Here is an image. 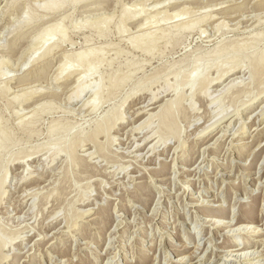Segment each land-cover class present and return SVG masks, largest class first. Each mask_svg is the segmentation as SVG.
I'll list each match as a JSON object with an SVG mask.
<instances>
[{
  "label": "rangeland",
  "instance_id": "rangeland-1",
  "mask_svg": "<svg viewBox=\"0 0 264 264\" xmlns=\"http://www.w3.org/2000/svg\"><path fill=\"white\" fill-rule=\"evenodd\" d=\"M137 8L141 14L119 29L124 9ZM60 20L59 42L44 54L40 46ZM147 32L159 37L149 51L134 45ZM261 34L264 0H0V126L9 135L0 147V183L7 175L0 264H177L182 257V264H264ZM232 45L235 58L226 67L237 62L241 72L206 92L186 83L208 58L205 74L216 77L215 64ZM94 48L102 50L100 63L80 77L85 65L76 54ZM68 56L76 66L62 72ZM80 88V98L70 99ZM154 93L163 100L147 113L175 99L171 132L159 117L150 123L149 114L135 113ZM220 112L229 113L214 123ZM106 121L114 128L96 134ZM184 187L195 197H181ZM202 199L215 214L196 205ZM244 216L253 217L248 229L258 225V233H239ZM211 218L233 226L217 230ZM162 228L170 230L163 238ZM246 250L251 254L227 256Z\"/></svg>",
  "mask_w": 264,
  "mask_h": 264
},
{
  "label": "bare ground",
  "instance_id": "bare-ground-1",
  "mask_svg": "<svg viewBox=\"0 0 264 264\" xmlns=\"http://www.w3.org/2000/svg\"><path fill=\"white\" fill-rule=\"evenodd\" d=\"M158 5V4H157ZM133 10H135V9H133ZM142 10L143 9H138L137 8V10H135L134 12H131V11H129V9H124V13L122 12V15H123V17L124 18H122V20H121V23H120V25H119V29H121V30H124V25H123V23L126 21V20H128V19H130V18H134V17H137L139 14H141V12H142ZM164 15V14H163ZM175 15H179L178 14V12L175 14ZM121 18V17H120ZM258 18V17H257ZM162 19H166V17L165 16H162ZM152 20H153V16H151V15H147L146 17H145V22H144V24H146V25H148V24H151V22H152ZM105 23V22H104ZM86 24V23H85ZM98 24V23H97ZM63 25H64V22L63 21H61L60 20V22L59 23H57L56 24V26L53 28L52 27V30H54L53 32L51 31V33L50 34H48L49 36H47V38H46V40L43 42V44L40 46V49L43 51V53L44 54H47V53H49L52 49H53V47L59 42L58 40H59V37H60V35L62 34V32L64 31V29H63ZM99 25V24H98ZM92 26V25H91ZM99 27V26H98ZM97 27V28H98ZM193 26H186V25H184L183 24V26H182V28H184V29H187V28H192ZM103 28V27H102ZM182 28H181V30H182ZM65 30H66V28H65ZM98 30H99V28H98ZM161 31V30H160ZM155 32V31H154ZM167 33V32H166ZM172 33V32H171ZM160 34H162V33H160ZM164 34V33H163ZM162 34V35H163ZM143 36L142 37H139V39H136L135 41L136 42H134V45L136 46V47H142V48H144L145 50H147V51H149L150 49H149V47L152 45V44H154L158 39H159V37L158 36H156L155 35V33H148L147 32V34H142ZM257 36H260V35H257ZM261 36H262V34H261ZM260 36V37H261ZM167 37H169V36H167ZM259 37V38H260ZM262 37H264V35L262 36ZM253 38V37H252ZM250 39V38H249ZM248 39V40H249ZM163 40H164V38H163ZM169 40H171V39H169ZM252 40V39H251ZM254 40V39H253ZM257 40V39H256ZM260 40V39H259ZM158 42V41H157ZM156 42V43H157ZM250 42V41H249ZM252 42V41H251ZM254 42V41H253ZM256 42H258V41H256ZM239 44V43H238ZM243 44H245V43H243ZM242 44V45H243ZM249 44V43H248ZM255 44V43H254ZM240 45V44H239ZM247 45V44H246ZM249 45H251V44H249ZM253 45V44H252ZM134 46V47H135ZM233 46V48L231 47V48H228V49H226V50H223L225 53L224 54H220V60H218V62L215 64L216 65V69H217V76L216 77H213V76H209V74L207 73V74H205V72H207V69H208V62H209V58H208V61H207V64H206V66L203 68V70L200 72V73H198L197 75H196V77L194 76H192V74H188V75H186V76H184L185 78H186V80L185 81H187L186 83H188V82H190L189 84L191 85V80L190 79H192V88H193V85H195V84H200L201 85V91L203 92V91H207L208 90V88H209V86L211 85V84H213V85H219V83H223L230 75H234V74H236V73H238V72H241V68L242 67H240V65L239 64H237V62L235 63L234 61V65H230V66H228V67H226L228 64H233V63H231L232 61L231 60H234L233 58H235V52H236V49H235V47H234V45H232ZM110 47V46H109ZM225 47V46H224ZM229 47V46H228ZM239 47V46H238ZM241 47H243V46H241ZM253 47V46H252ZM151 48V47H150ZM223 48V47H222ZM246 48V47H245ZM250 48V47H249ZM221 49V48H220ZM243 49H244V47H243ZM216 50H217V48H216ZM240 50V49H239ZM83 51V50H82ZM101 51L102 50H99L98 48L97 49H90V50H88V52H76V50H75V52L77 53L76 55V58H75V60H76V63H78L79 64V66L80 65H82V66H84L85 65V68L84 69H82L81 70V75H80V77H83V76H86L87 74H88V72H90L94 67H96V65H97V63H98V60H99V63H100V58H101V56H100V54H101ZM220 51H222V50H220ZM218 52H219V50H218ZM67 53V52H66ZM71 53H72V50H71ZM103 53H105V52H103ZM102 53V55H105V54H103ZM213 52L211 51V54H212ZM219 53H221V52H219ZM68 54H69V52H68ZM217 54V53H216ZM215 54V55H216ZM214 55V54H213ZM207 56V55H206ZM209 56V55H208ZM67 56H65V58H66ZM217 57V56H216ZM103 58H105L104 56H103ZM204 59V58H203ZM211 59V58H210ZM205 60V59H204ZM231 61V62H230ZM102 62V61H101ZM204 62H206V61H204ZM204 62H202V63H204ZM262 62H264V51L261 53V55L256 59V65H259L260 63H262ZM75 62H73L72 61V59H71V56L69 57L68 56V58H67V60L65 61L64 60V62H63V64H62V72H66V71H68V72H70V68H71V66H73L74 64H76ZM241 65H242V63H240ZM204 65V64H203ZM74 66H76V65H74ZM78 66V65H77ZM73 68V67H72ZM244 68V67H243ZM254 68L255 67H253V70H254ZM252 70V71H253ZM127 74H129V72L127 73ZM176 74V73H175ZM252 75V74H251ZM226 76V77H225ZM129 77V76H128ZM127 77V78H128ZM178 77V76H177ZM183 78V77H182ZM194 78V79H193ZM110 79V78H109ZM237 79V77H235V79L234 78H232L231 80H230V82L228 83V85L231 87L232 85L230 84V83H233L235 80ZM112 80V79H111ZM238 80V79H237ZM236 80V81H237ZM117 81H115V82H113V86H116L118 83H116ZM120 83H123V82H120ZM125 83V82H124ZM184 83V81L182 82V84ZM185 83V84H186ZM184 84V85H185ZM7 85V84H6ZM111 85V86H112ZM122 84H120V86H121ZM228 85H227V87H228ZM226 86V85H225ZM4 87V86H3ZM7 87V86H6ZM109 87V86H108ZM200 87V86H199ZM117 88V87H116ZM119 88V87H118ZM117 88V89H118ZM191 88V89H192ZM84 89L85 88H80V89H78L75 93V95H71L70 96V99H79L80 98V96H81V94H82V92L84 91ZM163 94V93H162ZM32 95V94H31ZM98 95H99V92L97 93L96 92V94H95V96H94V99L92 100V101H89V103L91 104V107L93 108V109H95V108H97L98 107V103H97V99L98 98H100V97H98ZM152 95V94H151ZM159 95H161L160 93H154L150 98H149V103L147 104V106L146 107H142V108H138V110H136L135 111V113L137 112L138 114H145V113H147V111L145 110V109H147V107L149 108V107H153L152 106V104L154 105V104H157L159 101H162L163 99H160L159 100ZM259 95H257V97H258ZM264 96V89L262 90V97ZM20 96H16L15 97V99H16V101H18L20 98H19ZM103 97V96H102ZM162 97V96H161ZM261 97V98H262ZM29 98H31V97H29ZM256 98V97H255ZM27 100H28V97H27ZM251 100V99H250ZM99 104H100V101H99ZM175 99L174 100H167V101H165V103H161V104H159L158 106H156V107H158L159 108V111H157V112H148L147 114H149V118H147L146 119V121L147 122H150L151 120H152V118L154 117L155 118V116H157V117H159V119L161 120L160 122H162L161 124H163L162 126L164 127L163 129H170V130H172V125H171V119H172V116L174 115V111H175ZM246 104V103H245ZM253 104V103H252ZM251 104V105H252ZM143 106V105H142ZM176 106H177V104H176ZM154 108V107H153ZM239 107H236L235 109H236V112L235 113H237V114H239L238 112H239V109H238ZM144 109V111H142ZM142 111V112H141ZM235 111V110H234ZM262 112V115L264 114V108H263V110L261 111ZM106 113V112H105ZM136 113V114H137ZM229 113V112H228ZM228 113H226V114H224V115H222L221 116V112L219 113L220 114V116L221 117H218L217 118V120L214 122V123H217L220 119H222L223 117H225L226 115H228ZM234 113V114H235ZM35 114V113H34ZM120 114V113H119ZM122 114V113H121ZM117 116V118L116 119H114V120H119V119H121V121L123 122V119L125 118V116L124 115H121V116H119L118 117V115H116ZM175 116V115H174ZM241 118V117H240ZM107 121H109V119L107 120ZM107 121H106V123H107ZM145 121V122H146ZM105 122V121H104ZM115 122V121H114ZM147 122H146V124H147ZM6 123V122H5ZM100 123V122H99ZM106 123H102L101 122V126L97 129V131H96V134H100V133H107V135L110 133V131L114 128V125L116 124V122L113 124V122H111L112 124H108V125H105ZM151 123V122H150ZM213 123V124H214ZM0 124H2V123H0ZM4 124V123H3ZM142 124V123H141ZM27 125V124H26ZM143 125V124H142ZM142 125H140L139 127H137L138 129L139 128H142ZM99 126V125H98ZM144 126V125H143ZM6 127V126H5ZM5 127H3V126H0V147H2L3 145V143H5V142H3V140L5 139L6 140V138L9 136L8 135V132L6 131V128ZM202 127H203V125H202ZM208 127V126H207ZM96 128H97V126H96ZM134 128V127H133ZM244 128H245V125H244ZM258 128V127H257ZM257 128H255L254 130H256ZM132 129V128H131ZM165 129V130H166ZM168 129V130H169ZM206 128H202V130H201V133H202V131H204ZM55 130V129H54ZM167 130V132H169ZM10 131V130H9ZM132 132H133V130H132ZM166 132V133H167ZM171 132V131H170ZM170 132H169V136H170ZM176 132V131H175ZM175 132H173V134L175 133ZM242 132H244V130L242 131ZM54 133H56V132H54ZM246 133V132H245ZM10 134V133H9ZM96 134H94V135H96ZM132 134V133H131ZM165 134V133H164ZM199 134H200V132H199ZM226 134V133H225ZM242 134V133H241ZM251 134V133H250ZM52 135V134H51ZM201 135V134H200ZM11 136V135H10ZM53 136H54V134H53ZM109 136H111V135H109ZM145 136H147V135H145ZM175 136V135H174ZM202 136V135H201ZM86 137V136H85ZM131 137H132V135H131ZM171 137V136H170ZM14 138V137H13ZM145 138H147V137H145ZM177 138V137H176ZM179 138V137H178ZM54 139V138H53ZM108 139H110V137L108 138ZM111 139H112V141H115L116 140V138H114L113 136H111ZM167 139H168V137H167ZM167 139H165L164 140V142H167ZM10 140H12V139H10ZM132 141V140H131ZM180 141V140H179ZM9 142V141H8ZM13 142V141H12ZM61 142V141H60ZM83 142V141H82ZM86 142V141H85ZM159 142V141H158ZM48 143H49V141H48ZM78 143H80V142H78ZM7 144V143H6ZM13 144V143H12ZM11 144V145H12ZM243 144V143H242ZM9 145V144H8ZM14 145V144H13ZM58 145V144H57ZM77 145V144H76ZM79 145V144H78ZM78 145H77V147H78ZM155 145V144H154ZM48 146V145H47ZM51 146V145H50ZM84 146V145H83ZM138 147H140V144H138L137 145ZM3 147H5V146H3ZM2 147V148H3ZM64 147H66V145L64 146ZM178 147V146H177ZM177 147H176V149H177ZM2 148H1V150H2ZM7 148V145H6V147H5V149ZM8 148H10V146H8ZM60 148V147H59ZM71 148V147H70ZM135 148V147H134ZM51 149V148H50ZM66 149V148H65ZM154 149H155V146H151L150 147V151H154ZM0 150V151H1ZM61 150V149H60ZM60 150H57L58 151V153H60L59 151ZM104 150V149H103ZM6 151V150H5ZM57 151H55V152H57ZM66 151V150H65ZM100 151H101V149H100ZM149 151V152H150ZM3 152V151H2ZM67 152V151H66ZM69 152H71V151H69ZM103 152V151H102ZM105 152V151H104ZM100 153V152H99ZM137 153V152H136ZM34 154H36V153H34ZM28 155V154H27ZM1 156V155H0ZM31 156V155H30ZM134 156V155H133ZM20 157V156H19ZM23 157V156H22ZM21 157V158H22ZM25 157V156H24ZM23 157V158H24ZM76 157V156H75ZM132 157V156H131ZM154 159V158H153ZM73 160V159H72ZM149 160V159H148ZM21 161V160H20ZM176 161V160H175ZM176 169V168H175ZM196 169V168H195ZM176 171H177V169H176ZM121 172V171H120ZM128 175V174H127ZM181 175V174H180ZM179 175V176H180ZM182 176H185V174H183ZM6 178H7V175L6 176H4L3 177V179H2V181H1V183H0V190H1V188L5 185V182H6ZM154 178V177H153ZM181 179V178H180ZM226 179H224V181H225ZM178 182V181H177ZM190 195V197H195L188 189H187V187H184V189H183V191L181 192V197H186V196H189ZM213 196H215L214 194H213ZM209 203V204H208ZM211 203V201L209 200L208 202H204V200L202 199V202L200 203V204H196V205H198V206H200V208L201 209H203L204 208V213L206 214V213H214L215 214V212L212 210V209H209V208H205L204 206H207V205H211L210 204ZM160 205V204H159ZM155 210H156V208H155ZM154 210V211H155ZM89 211H90V209L89 210H87V211H83L82 210V212H81V210H80V212H81V215H84L85 213L87 214V213H89ZM92 211V210H91ZM155 214V213H154ZM156 214H157V212H156ZM217 214V213H216ZM154 216V215H153ZM200 216V215H199ZM155 217V216H154ZM153 217V218H154ZM169 218V217H168ZM232 218H234V217H232ZM238 220H244V221H246L247 222V225L245 224V226H243L242 227V225H243V223H241L240 225H238V230H240V232L239 233H245V232H243L242 230H244V229H251V227L252 226H250L249 227V222H251L252 221V219H253V217H251V219L250 218H248V216H244V217H242V219H241V217L239 218H237ZM214 220V221H213ZM162 221H165V220H162ZM209 222H212L211 223V225H214L215 227H217L218 229L217 230H222V229H226V228H228L229 226H233V222H230V221H226V222H221V221H219V220H215V219H209L208 220ZM74 222V221H73ZM203 222V221H202ZM163 223V222H162ZM71 225V224H70ZM164 225V224H163ZM262 225H264V224H262ZM117 226V225H116ZM115 226V227H116ZM157 227H159V229L161 228L159 225L157 226ZM235 229V228H234ZM248 229V230H249ZM258 229V225L257 226H255L254 227V229H252V230H249L248 232H250V233H258V231L259 230H257ZM167 230V229H166ZM229 230H233V228H230ZM169 229L167 230V231H165L164 232V230H163V228L160 230V233L162 232L163 234H161L162 236H161V238H163L166 234L165 233H169ZM117 232H119V229L118 230H115V233H117ZM218 232H220V231H218ZM261 233H264V231H261ZM40 234V233H39ZM118 234V233H117ZM215 234H216V232H215ZM2 235V234H1ZM46 235V234H45ZM111 235V234H110ZM113 235V234H112ZM167 236V235H166ZM172 236V235H171ZM111 237V236H110ZM176 237H177V235H176ZM1 238V237H0ZM112 238V237H111ZM122 238H123V240L126 242V241H128V239H125L123 236H122ZM31 239V238H30ZM1 240H3V239H1ZM15 240V239H14ZM115 240V239H114ZM212 240V239H211ZM113 241V240H112ZM165 241L169 244V243H171L172 244V239L170 240V241H167V238H165ZM3 242H4V240H3ZM152 242H153V240H152ZM7 243V242H6ZM112 243V242H111ZM161 243V242H160ZM166 243V244H167ZM3 244V243H2ZM113 244V243H112ZM115 245V244H114ZM114 245H111L109 248H108V251H106V253H105V255L107 256V257H109V254L111 253L109 250L111 249V248H113L114 247ZM170 245V244H169ZM173 245V244H172ZM198 245V244H197ZM236 245H239V244H236ZM246 245V244H245ZM3 246V245H2ZM109 246V245H108ZM186 245H185V247L183 248V249H186ZM245 247V246H244ZM244 247H242V248H244ZM154 247H152L151 249H153ZM241 247L240 248H236V249H242ZM121 250H123V252H126L127 253V251L129 250V248H128V245L127 246H124V244H123V247H122V245H121V248H120ZM150 249V250H151ZM200 249V246L198 245V246H196V249L193 251V254L194 253H196L198 250ZM125 253V254H126ZM256 252H255V250H253V252H252V254H255ZM233 253L232 252H230L229 254H227V256L229 257V256H231V257H233V256H236L237 255V257L241 254L242 256H244V255H250L251 254V252H250V254H249V251H244V252H242V253H234L233 255H232ZM240 255V256H241ZM245 256V257H246ZM116 257V253L114 254V257L113 258H115ZM147 258H148V256H147ZM183 258L184 257H182L181 258V262H179V263H177V264H182V260H183ZM232 260H233V258H231ZM235 259V258H234ZM237 259V258H236ZM145 260V259H144ZM144 260H141V261H144ZM237 262H240V264H243L244 263V261H242V258H240L239 260H236ZM108 263V262H107ZM206 262L205 261H201V264H205ZM237 264V263H236Z\"/></svg>",
  "mask_w": 264,
  "mask_h": 264
}]
</instances>
